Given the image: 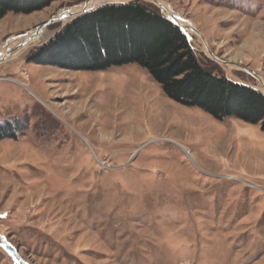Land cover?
I'll use <instances>...</instances> for the list:
<instances>
[{"label": "rangeland", "instance_id": "obj_1", "mask_svg": "<svg viewBox=\"0 0 264 264\" xmlns=\"http://www.w3.org/2000/svg\"><path fill=\"white\" fill-rule=\"evenodd\" d=\"M90 1L8 13L0 48ZM134 1L153 4L107 5ZM157 1L239 67L191 35L228 79L262 92L244 68L264 79V0ZM64 26L0 62V125L20 127L0 141V264H264L261 125L181 106L136 65L31 62Z\"/></svg>", "mask_w": 264, "mask_h": 264}, {"label": "trees", "instance_id": "obj_2", "mask_svg": "<svg viewBox=\"0 0 264 264\" xmlns=\"http://www.w3.org/2000/svg\"><path fill=\"white\" fill-rule=\"evenodd\" d=\"M59 0H0V21L8 14H32ZM38 65L74 72H105L136 65L147 71L173 102L198 108L218 121L261 125L264 94L228 79L222 68L155 5L111 4L83 15L30 57ZM20 127L0 125V141L17 140Z\"/></svg>", "mask_w": 264, "mask_h": 264}, {"label": "water", "instance_id": "obj_3", "mask_svg": "<svg viewBox=\"0 0 264 264\" xmlns=\"http://www.w3.org/2000/svg\"><path fill=\"white\" fill-rule=\"evenodd\" d=\"M144 1H147V2H151L153 4H155L157 7H159V9L162 11V13L164 15H166V17L172 21L174 24H176L178 27L181 28V30L189 37L191 38V35L192 34H197L199 35L202 40L204 41V45L206 47V51L208 53V55L211 57V59L215 62H217L218 64L222 65V66H226V67H230L231 65L233 66L234 64H231L229 62H226V61H222L220 60L219 58H217L208 48L207 46V43L205 42V40L203 39V37L200 35V33L198 32V30H196V28L193 26V24L188 21V20H185L183 19L182 17L181 18H178L175 14L173 15H167L165 13V10H164V7L161 6L160 4H158V1L157 0H144ZM87 3V2H86ZM85 3V4H86ZM110 4V3H109ZM122 4H125V3H122ZM107 4L105 5H102L100 7H97L95 9H91V10H88L86 8H82V5L80 6H76V7H73V8H69L67 10H62L60 12H58L55 16H53L49 21H47L46 23L38 26L36 29L34 30H31L29 32H26L24 34H21V35H17V36H14L12 38H10L9 40H7V42L0 48V50L4 47V46H7V44L11 41H19V40H24V43L19 45L16 49L20 48V47H23V45L29 41H32L34 39H36L37 37L41 36L42 34H44V32L46 30H48L49 27L55 25V24H58V23H63V25H67L68 23H70L71 21L83 16V15H86L88 13H91L93 11H96L97 9L103 7V6H106ZM81 7V8H80ZM78 9V10H77ZM179 19H183V22L180 23L179 22ZM10 51V48L7 49V52ZM5 60L2 59V55L0 53V62H3ZM235 67H238L237 65H234ZM239 68V67H238ZM244 71L246 73H248L250 76H252L253 78H255L260 84V79H259V76H257L256 73L248 70V69H245L244 68ZM262 94H264V86H263V90L261 92Z\"/></svg>", "mask_w": 264, "mask_h": 264}, {"label": "bare ground", "instance_id": "obj_4", "mask_svg": "<svg viewBox=\"0 0 264 264\" xmlns=\"http://www.w3.org/2000/svg\"><path fill=\"white\" fill-rule=\"evenodd\" d=\"M125 1H129V0H95V1H90V2H87L86 4H83L82 5V8H86L88 10H91V9H95L97 7H100L102 5H105V4H109V3H119V2H125ZM158 4H160L161 6L164 7V10H165V13L167 15H173L175 14L178 18H181L180 16H178L176 13H174V11L172 10V8L167 4V3H164L163 1H159ZM81 8V7H80ZM67 10V9H65ZM78 10V9H77ZM179 22L182 23L183 22V19H179ZM43 37H37L36 39L32 40V41H35L37 39H42ZM32 41H29L27 43H25L23 45V47H25L26 45L30 44ZM24 43V40H19V41H11L7 44V46H4L1 50H0V53L2 55V59L3 60H6L9 56H11L13 54V52L23 48V47H20L18 49H16L19 45L23 44ZM10 48V51L7 52V49ZM232 64V63H231ZM230 67H235L234 65L230 66ZM260 79V82H261V85H260V89L263 90V86H264V79L263 78H259ZM181 149L186 153V155L191 159L193 160V156L192 154L185 148V147H182L181 146Z\"/></svg>", "mask_w": 264, "mask_h": 264}]
</instances>
